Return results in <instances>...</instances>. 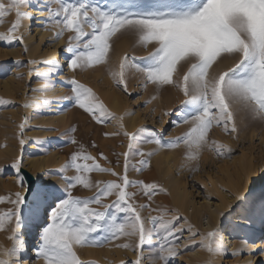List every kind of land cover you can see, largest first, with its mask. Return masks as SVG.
I'll list each match as a JSON object with an SVG mask.
<instances>
[{"label": "snow or ice", "instance_id": "obj_1", "mask_svg": "<svg viewBox=\"0 0 264 264\" xmlns=\"http://www.w3.org/2000/svg\"><path fill=\"white\" fill-rule=\"evenodd\" d=\"M41 2L36 0L38 9ZM30 6L31 0H0V23L4 22L5 17L13 13L15 15L8 31L0 33V41L23 43V33H16L22 28L25 19H33L24 11ZM41 10L47 12L42 26L46 30H51L48 25L59 29L54 33L56 40L65 31L72 33L66 51L69 54L67 67L73 73L77 69L108 64L111 40L117 33L133 34L139 46L155 45L154 51L149 53L143 64L137 63L135 57L125 56L119 62V70L111 66L108 69L116 85L122 86L125 92L128 91L127 75L135 71L144 77L145 87L149 83L157 88L170 85L185 96L182 102L184 114L179 122L188 124V130L172 141L165 142L154 137L148 143H154L159 148H174L182 143L187 149L186 158L190 161L196 160L199 152L206 147L217 155H224L225 152L230 154V147L209 140V133L214 127L222 128L226 134L232 135L237 131L235 116L238 112L264 121V0H154L151 4H145L142 0H123L120 4L111 3L107 6L97 4L94 0H47ZM24 51L27 52V47ZM224 59H232L234 63L226 71L210 74L213 65ZM35 63L34 60L28 61L29 65ZM40 63L46 66V71L38 72L29 67V72L45 82L36 89H31L29 84V88L47 92L53 86L50 80L59 70V61L49 59ZM184 66H187V71L183 73L182 80L178 76L174 79L178 69ZM69 83L71 95L62 97L63 100L71 101L97 123L105 122L103 118L112 115L96 94L74 76ZM10 103L0 100V104ZM49 103L45 97L43 104ZM23 107L35 109L37 104L26 100ZM24 127L22 123L21 135ZM75 130L71 128L68 131L74 133ZM142 131L123 132L128 138V151L120 154L124 156L123 175L112 168L101 167L95 157L83 153L82 147L81 151L71 154L62 171L72 168L77 174L64 177L66 198L60 199L56 207L51 209L49 220L39 233L40 242L34 249L37 258L43 259L44 264H83L75 247H103L121 237L137 238L134 247L131 243L115 245L139 252L131 264H145V260L150 264H172L173 258L180 254L177 245L185 231L190 234V239L200 235V246L213 256L237 255V251L229 253L221 229L213 228L206 234L193 231L191 225L187 228L178 226L179 216L167 218L170 211H177L175 209H152L151 204L133 202L136 193L127 191L128 188H138L149 201L157 191H165L155 183L128 178L129 167L137 172L143 171L149 164L148 158L155 154L134 149L137 142H143L139 137ZM105 135L118 136L121 133ZM69 142L77 143L74 138ZM19 143L23 147L25 140L20 139ZM100 155L107 159L103 153ZM133 155L141 157L137 164H130ZM21 165L22 159H16L9 165L17 173L21 190L15 192L14 199L9 201L13 207L7 213L0 214V230L9 232L7 238L12 242L11 247L0 246V264H22L27 248L19 229L26 214H34L45 203L43 192H33L31 186L25 184ZM93 171L106 172L117 179L96 181L97 191L92 197H74L71 189L77 184L84 188L93 186L91 179L85 175ZM29 195L33 197L31 202ZM112 195L116 199L111 204H104L103 198ZM235 199L240 203L235 207L229 205L232 212L238 215L243 213L242 218L247 220L258 215L264 223V196L259 202L249 201L239 195ZM0 202H3V198H0ZM93 204L103 210L92 208ZM109 209H115V212ZM144 210L157 211L159 215L145 218L141 215ZM117 212L125 214L122 221H118ZM153 241L156 242L154 248ZM146 245L149 246L147 249ZM244 249L253 257L247 264H264V259H258L264 258V239L260 241L259 247L255 242L250 244L244 241L239 251L243 252ZM209 264H212L211 260Z\"/></svg>", "mask_w": 264, "mask_h": 264}, {"label": "rangeland", "instance_id": "obj_2", "mask_svg": "<svg viewBox=\"0 0 264 264\" xmlns=\"http://www.w3.org/2000/svg\"><path fill=\"white\" fill-rule=\"evenodd\" d=\"M94 2L107 6L111 3L120 4L123 0H94ZM142 2L151 4L154 0H142ZM46 3L47 0H42L38 9L36 0H31L32 6L24 9L33 17V22L30 23L29 19H25L22 28L16 33V35L23 33L22 44L18 41L11 43L0 41V100L11 102L0 104V198H3V202H0V214L7 213L13 207L9 201L14 199L15 192L21 190L17 173L9 167L16 159H22L21 168H25L34 176L36 186L38 179L41 185L40 191L45 194V203L34 214H26L19 229L21 239L25 240L29 231L37 225L38 216L43 211L46 213L52 203L55 204L60 199L66 198L67 185L64 177H74L77 173L72 168L67 171L62 169L70 160L72 153L81 151L82 147L83 153L95 157L96 163L101 167L112 168L123 175L124 156L120 154L128 151V138L123 132L136 133L143 129L139 133L143 142H137L134 149L145 153L155 152V154L148 158L149 164L143 171L137 172L129 167L128 178L133 181L155 183L165 191H157L149 201L138 188H128L127 191L136 193L133 202L151 204L152 209H175L177 211H170L167 218L177 215L180 217L178 226L187 228L191 225L193 231L206 234L213 228H219L229 253L237 251L235 256H213L200 246V235L190 239V234L185 231L183 239L177 245L180 254L173 258L172 264H209L210 260L212 264H247L253 257L247 254V249L243 252L239 250L243 247L244 241L250 244L255 242L259 247L260 241L264 239V233L254 237L253 231L263 223L258 215L251 220L243 219L244 214L238 215L237 212H232L229 205L235 207L240 203L235 199L238 195L255 202H259L264 196V121L252 119L245 113L238 112L235 116L237 131L232 135L226 134L222 128L214 127L209 133V140L227 145L232 149L230 154L225 152L224 155H217L206 147L199 152L196 160L190 161L186 158L187 149L182 143L174 148H159L154 143H148L147 141L154 137L165 142L172 141L188 130V124L179 122L184 114L182 102L186 99L185 96L178 88L170 85L157 88L149 83L145 87L144 77L135 71H130L127 75L128 91L125 92L122 86L116 85L108 69L111 66L119 70V62L125 56L135 57L137 63L143 64L149 53L154 51L155 45L139 46L133 34L117 33L111 40L108 64H97L83 70L77 69L73 73L67 67L69 54L66 51L72 33L65 31L61 38L56 40L54 33L59 29L48 25L51 30H46L42 26L47 12L41 9ZM53 7L56 5L53 4ZM14 19V13L5 17L4 22L0 23V33H6ZM54 46L58 47L57 54L62 61L63 72L51 76L50 85L53 86L49 91H32L31 89L41 87L45 81L34 73L30 74L29 67L38 72L46 71V66L40 62L46 61L49 51L54 49ZM25 47L27 52L24 51ZM32 60L36 63L29 65L28 61ZM233 63L232 59L218 61L209 72L215 74L226 71ZM186 71L187 66L179 68L174 79L178 76L182 80ZM73 76L79 83L90 88L103 102L107 112L112 114L103 118L105 122L97 123L71 101L62 99L71 95L69 81ZM60 85L64 86V92L55 93ZM45 97L50 102L47 105L43 104ZM26 100L35 101L37 108H24L23 104ZM115 102H119V109L115 108ZM61 114L66 116L63 121L59 119ZM132 120L136 125L130 130ZM22 123L25 124L23 135L20 129ZM71 128L76 129L74 133L68 131ZM114 132H120L121 135H105ZM72 138L77 141L76 144L69 142ZM20 139L25 140L23 147L19 143ZM101 153L107 157L106 160L101 157ZM163 157L170 162L169 167L166 164L158 165L159 159ZM140 159V156L133 155L130 164H137ZM83 163L91 164L92 161H83ZM242 164L250 165V168L243 167ZM85 175L91 179L93 186L84 188L77 184L71 189L74 197L81 199L92 197L97 191L96 181L117 179L109 173L99 171ZM25 184H27L26 180ZM115 199L116 196L112 195L104 197L103 202L111 204ZM29 201H32L31 196ZM180 204L182 206L184 204V209L182 206L179 207ZM91 207L103 210L95 204ZM109 211L115 212V209ZM222 212L223 216H221ZM116 215L118 221H122L125 217L124 213L117 212ZM141 215L147 218L149 215L157 216L159 212L144 210ZM208 218L213 221V225L206 229ZM48 220L49 218L38 224L37 229L40 231ZM6 233L9 234L0 230V242L4 243V247H11L12 242L6 238L8 237ZM228 233H231L233 239L227 240ZM136 239V237H121L103 247L77 246L75 251L83 264H122V262L131 264L139 252L133 251L132 248H118L115 245L131 243L134 247ZM155 246L156 242L153 241L152 247ZM148 247L146 245L145 249ZM258 259L264 258L258 257ZM36 264H44L43 259L38 258ZM145 264L150 262L145 260Z\"/></svg>", "mask_w": 264, "mask_h": 264}, {"label": "bare ground", "instance_id": "obj_3", "mask_svg": "<svg viewBox=\"0 0 264 264\" xmlns=\"http://www.w3.org/2000/svg\"><path fill=\"white\" fill-rule=\"evenodd\" d=\"M33 22V19H31L30 20V23H32ZM137 48V47H136ZM57 50H58V47H56V46H54V49H51L50 51H49V56L45 59V60H49V59H55V60H57V61H59V70H58V72H56V74H61L62 72H63V67H62V61H61V59H60V57L58 56V54H57ZM64 92V86H62V85H60V86H58L57 88H56V92L55 93H63ZM116 100V99H115ZM114 106H115V108L116 109H119L120 108V105H119V102H115L114 103ZM65 118H66V116H65V114H61L60 116H59V119L61 120V121H63V120H65ZM131 122V121H130ZM130 122H129V124H130ZM131 125V129L130 130H133V128H135V125H136V122L135 121H133L132 120V123L130 124ZM167 158H165V157H163V158H160L159 159V162H158V165H160V166H162L163 164H166L168 167L170 166L169 164H170V162L168 161V160H166ZM242 166L243 167H248V169L250 168V165H248V166H246L245 164H242ZM34 167H35V165H34ZM34 173V172H33ZM37 179V178H36ZM41 189V185H40V182L38 181V179H37V186H36V189H35V191L36 190H40ZM34 191V192H35ZM31 199H33V197L31 196ZM57 203H58V201H57ZM57 203H52V205H51V207L50 208H48L47 210H46V213H45V211H43V213H41L39 216H38V223H37V225L38 224H41L42 222H43V220H46V219H48L49 218V216H50V211H51V209H53V208H55L56 207V204ZM182 205L180 204L179 205V207H181ZM184 204H183V206H182V208L184 209ZM37 225H35L30 231H29V233H28V237L25 239V240H23L24 241V243H25V245H26V248H27V250L24 252V254H23V257H22V264H36V261H37V253L34 251V249H36L37 248V246H38V244H39V233H40V231L42 230H40L39 231V229H37ZM206 225H207V228L206 229H209V228H211L212 227V225H213V221L212 220H210L209 218L207 219V223H206ZM2 231V230H1ZM261 233H264V223H263V225L261 226V227H259V226H257V227H255V229H254V231H253V234H254V237H258V236H260V234ZM6 234H8V233H6ZM10 234V233H9ZM9 234H8V236H9ZM2 236H4V234L2 235ZM228 236H229V238L227 239V240H231V239H233V237H232V235H231V233H228ZM6 237V236H5ZM3 238V237H2ZM7 238V237H6ZM4 240V239H3ZM6 242V241H5ZM230 242V244H233V242L232 241H229ZM0 246H5L4 245V243H1L0 242Z\"/></svg>", "mask_w": 264, "mask_h": 264}, {"label": "water", "instance_id": "obj_4", "mask_svg": "<svg viewBox=\"0 0 264 264\" xmlns=\"http://www.w3.org/2000/svg\"><path fill=\"white\" fill-rule=\"evenodd\" d=\"M21 173L23 174L27 185H30L32 188V191H34L35 186H36V180H35L34 176L28 170H26L23 167L21 168ZM30 196L31 195L28 196V199H30Z\"/></svg>", "mask_w": 264, "mask_h": 264}]
</instances>
